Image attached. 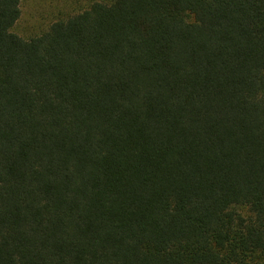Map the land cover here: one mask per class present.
Returning <instances> with one entry per match:
<instances>
[{
	"label": "trees",
	"instance_id": "1",
	"mask_svg": "<svg viewBox=\"0 0 264 264\" xmlns=\"http://www.w3.org/2000/svg\"><path fill=\"white\" fill-rule=\"evenodd\" d=\"M0 0V264H264V0H90L28 38Z\"/></svg>",
	"mask_w": 264,
	"mask_h": 264
},
{
	"label": "rangeland",
	"instance_id": "2",
	"mask_svg": "<svg viewBox=\"0 0 264 264\" xmlns=\"http://www.w3.org/2000/svg\"><path fill=\"white\" fill-rule=\"evenodd\" d=\"M90 0H22V16L14 32L30 37L45 30L54 20L85 9Z\"/></svg>",
	"mask_w": 264,
	"mask_h": 264
}]
</instances>
